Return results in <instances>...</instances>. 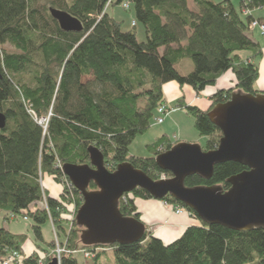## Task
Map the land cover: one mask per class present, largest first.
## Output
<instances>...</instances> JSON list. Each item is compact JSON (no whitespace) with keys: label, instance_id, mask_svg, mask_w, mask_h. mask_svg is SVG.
<instances>
[{"label":"trees","instance_id":"trees-1","mask_svg":"<svg viewBox=\"0 0 264 264\" xmlns=\"http://www.w3.org/2000/svg\"><path fill=\"white\" fill-rule=\"evenodd\" d=\"M238 3L0 0V113L7 122L0 130V260L14 252L22 255L23 264H51L55 259L56 240L46 248L36 243V252L28 254L29 236L5 228L12 218L22 216L34 221L39 243L44 241L41 225L53 221L66 250L61 264H80L77 253L84 255V251L94 254L84 264H102L101 256L110 249L116 264H264L263 229L240 232L203 222L187 228L170 244L146 225L145 236L138 242L88 245L82 238L84 227L77 222L69 227L71 196L67 193H74L78 206L83 195L60 168V164L90 165L88 149L94 146L103 152L110 172L130 163L153 180L170 176L155 158L180 140L172 141L166 134L147 146L152 157L130 155L136 137L153 127L160 108L168 107L164 86L187 85L200 95L233 71L235 87L219 90L208 110L184 103V98L176 102L195 118L197 132L206 138L203 150L216 149L223 134L209 112L229 102L233 93L259 94L254 85L259 80L256 61L262 46L250 33L252 23L264 24L254 15L264 9V0ZM117 5L133 12L128 30L111 13ZM64 14L80 25L65 27L59 18ZM139 24L144 41L138 40ZM188 63L192 71H185ZM46 118L45 130L39 121ZM247 169L233 161L222 163L215 166L211 180L194 175L185 185L229 189L228 180ZM47 175L62 186L60 198L51 196L43 185ZM95 189L92 183L89 190ZM136 198L153 197L137 188L120 200L119 211L142 222ZM162 201L184 207L170 197ZM187 211L198 218L192 209Z\"/></svg>","mask_w":264,"mask_h":264},{"label":"water","instance_id":"water-1","mask_svg":"<svg viewBox=\"0 0 264 264\" xmlns=\"http://www.w3.org/2000/svg\"><path fill=\"white\" fill-rule=\"evenodd\" d=\"M65 27L80 23L60 16ZM211 121L222 132L219 146L210 151L194 143H178L156 156L157 163L171 177L153 180L147 173L124 163L110 172L101 150L91 146L88 165H65L63 172L83 195L77 225L84 227L82 238L88 245H127L140 241L146 224L120 214V200L137 188L153 199L173 198L196 212L209 225L233 231L264 230V92L233 93L229 102L220 103L209 112ZM7 125L0 113V130ZM236 162L248 169L228 180L229 189L218 186L187 188L186 180L198 175L211 180L215 166ZM94 183L97 189L90 191ZM51 264H59L53 259Z\"/></svg>","mask_w":264,"mask_h":264},{"label":"crops","instance_id":"crops-1","mask_svg":"<svg viewBox=\"0 0 264 264\" xmlns=\"http://www.w3.org/2000/svg\"><path fill=\"white\" fill-rule=\"evenodd\" d=\"M216 2H222L225 0H213ZM234 3H238V0H233ZM255 17L264 22V9H258L254 12ZM250 35L262 46V55L260 59L256 62L258 67H260L259 80L255 83L254 88L259 93L264 92V36L260 34V31L255 29L251 31ZM243 56L248 57V54L243 53ZM186 67L185 71H192V65ZM236 85V79L233 71H228V73L222 75L217 82V85L214 87L207 88L202 94H198L190 86L180 87L177 83H169L164 86L163 93H165L166 103L169 109L175 110L170 116L165 120L162 125H165L166 122H169L172 126L174 124V119L176 113L184 112L183 109L174 106V104L180 99L184 98V103H188L193 106H198L200 109L206 111L212 105V97L218 93L219 90H229L234 88ZM157 125V124H156ZM173 128V126H172ZM168 129V128H166ZM165 134H168V130H162ZM161 138V137H159ZM158 138V139H159ZM177 140V139H176ZM182 142V141H181ZM136 206L138 207V212L141 214V220L146 224L150 231L154 235L161 238L165 244H170L171 242L179 239L182 233L189 227L192 226H202V222L194 217L189 215V213H181L176 215L172 212L171 207H166L162 200L155 199H142L136 198ZM159 234V235H158ZM171 238V239H170ZM31 243V242H30ZM33 244L29 243L25 246V251L30 254L33 253L32 250Z\"/></svg>","mask_w":264,"mask_h":264},{"label":"rangeland","instance_id":"rangeland-1","mask_svg":"<svg viewBox=\"0 0 264 264\" xmlns=\"http://www.w3.org/2000/svg\"><path fill=\"white\" fill-rule=\"evenodd\" d=\"M111 13L116 19L124 21V26H123L124 30H128L129 28H131V23L133 21V12L132 11L127 12L120 5H117V6L111 8ZM260 26H259V28L257 27L255 29L259 30L260 34L264 36V33H263L262 28ZM136 29L138 31V40L144 41L145 40L144 29L142 28V26L140 24L138 25V27ZM176 105L177 104L175 103L174 106H176ZM175 110H174V112H175ZM170 114H169V116H170ZM169 116H167L165 118V120ZM173 122H174V124L172 125L173 126V128H172V126L170 125L169 122H166L165 125L158 124V123L156 125L155 124L156 120H155V122H154L155 125L154 124L152 125L153 127H151L147 132H145L144 135H139L138 137H136V140L134 141V143L130 147V155L140 157V158L152 157V153L149 150V148H147V146L155 143V141L159 137H162L164 135L165 132H163L162 130H168L167 135H168V137H170L172 139V141L176 142L177 140H180V141H182L181 143H188L189 142V143H194V144H198L201 146H205L206 138L202 137L197 132L195 125H194L195 118L192 115L185 113V111L181 112V113L180 112L176 113V116H175V119ZM166 128H168V129H166ZM169 177H171V176H168L166 179H163L165 177L161 176L158 180H168ZM155 181H157V180H155ZM43 185L45 186V188H47V190L49 191L51 196L56 197V198L61 197L60 194L62 192V186L55 182L53 176H51V175L45 176L44 181H43ZM69 200H71V199L69 198ZM71 202H72V200H71ZM162 202L164 203V205L166 207H168V208L171 207L172 212L174 214H176V215L181 214V213L179 214L178 212H176V210L178 209V206L172 205L170 202H169L170 203L169 205H167L165 201H162ZM72 203H74V202H72ZM77 203H78V200L76 197L75 198L76 206L78 205ZM69 205L70 204H68V206ZM184 213H188V212H184ZM189 215L191 216L192 214L189 213ZM12 219L13 220L8 221V223L5 224V228H8L9 230L14 232L15 234L19 233V234L28 235L30 242L33 244L32 250H31L32 252L33 251L36 252L35 251L36 247H37L36 243H38L40 246L42 245L44 248H46L47 244L50 243L51 241L56 240V242H57L58 234H57V229L53 225V221H50V222H47V223L41 225L44 241H40V243H39V242H37V237H36L34 229H33L34 221L32 219L26 220V219L22 218V216H18V218H12ZM67 228H68V226H67ZM56 237H57V239H56ZM60 239H62V238H60ZM58 241H59V239H58ZM30 242H29V245H31ZM59 244H60V242H59ZM57 246L58 245H56V247ZM59 246H61V245H59ZM54 251H56V248L52 251V253H54ZM56 253H57V251L54 253V255H56ZM77 258H78V260H80V264L85 263L83 253L78 252ZM43 259H45V258L43 257ZM100 259H101L102 264H116L115 258H114V251L112 249L106 251V253L103 254ZM0 264H2L1 260H0ZM88 264H92V261H88Z\"/></svg>","mask_w":264,"mask_h":264},{"label":"built area","instance_id":"built-area-1","mask_svg":"<svg viewBox=\"0 0 264 264\" xmlns=\"http://www.w3.org/2000/svg\"><path fill=\"white\" fill-rule=\"evenodd\" d=\"M252 24H253L252 25L253 29H255L257 27L259 28V26L261 25L260 27L262 28V31L264 33V24H260L258 22H254ZM172 112H174V110L173 109H169L166 106L160 108L159 111H158L159 117H157L156 123L163 124L164 121H165V118L167 116H169V114L172 113ZM30 113L33 114V116L35 115V112L33 110H30ZM50 116H51V114H50ZM39 122H40L41 125H43V127L46 130L47 129V126H48V123H49V118L41 119ZM63 167L64 166L60 164V168L62 169V171H63ZM163 177H165L163 179H166L167 178L166 175H164ZM67 182H66V184H67ZM70 182L71 181H69V184H70ZM67 194L69 195V197L71 196L70 199L72 200V202H74V203H72L71 200H69V204H70L69 205V207H70L69 208V213H68V217H69V220H70V222H69L70 223V226L69 227L72 228V225L77 221V214H78V212H79V210H80V208L82 206H78V205L76 206V204H75V195H74L73 192L67 193ZM166 204L169 205L170 203L169 202H166ZM176 212H178L179 214L180 213H184V212H188V213L192 214V212L187 211L186 208L181 207V206L178 207V209L176 210ZM24 219L29 220L27 218H24ZM56 239H57V237H56ZM56 245H58V246L56 247L57 253H56V257L55 258L57 259V261H59V264H61L62 263V261H61L62 255L64 253H66V250L64 249V247L59 246L60 244H59L58 239H57ZM56 251H54V253ZM67 253H69V251H67ZM93 257H94V254L92 252H90V251H84V259L85 260H91ZM22 261H23L22 255L20 253L14 252V253L10 254L9 257H7L5 260H1V263L2 264H23Z\"/></svg>","mask_w":264,"mask_h":264},{"label":"bare ground","instance_id":"bare-ground-1","mask_svg":"<svg viewBox=\"0 0 264 264\" xmlns=\"http://www.w3.org/2000/svg\"><path fill=\"white\" fill-rule=\"evenodd\" d=\"M159 235V234H158ZM162 238V237H161ZM171 239V238H170Z\"/></svg>","mask_w":264,"mask_h":264}]
</instances>
